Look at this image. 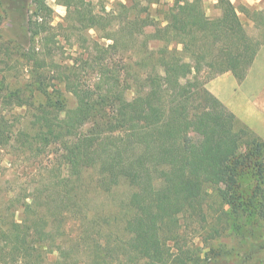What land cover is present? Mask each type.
<instances>
[{"label":"trees","instance_id":"obj_1","mask_svg":"<svg viewBox=\"0 0 264 264\" xmlns=\"http://www.w3.org/2000/svg\"><path fill=\"white\" fill-rule=\"evenodd\" d=\"M218 1L216 18L207 16L202 0L173 8L167 26L156 30L164 46L154 51L143 42L147 58L130 70L121 58L125 49L110 33L102 36L113 42L107 48L92 43V61L63 68L53 62L55 76L43 74L41 53L33 50L39 101L32 133L19 132L17 141L28 148L37 144L39 152L60 148L74 170L69 176L54 170L48 185L10 200L0 215V264H79L71 258L84 249L93 253L92 264H203L184 235L183 220L204 243L229 235L231 226L241 229L244 220L264 223V138L206 87L227 72L239 82L246 78L264 45V17L260 37L251 36L235 5ZM37 4L26 31L32 37L51 29L45 26L50 9L44 0ZM90 6L70 9L77 29H109L110 15ZM125 23L116 34L128 29L133 39L152 25L139 16ZM49 38V32L40 38L47 56L53 55ZM84 67L96 72L95 79H83ZM128 73L134 86L126 83ZM63 86L76 99L72 109ZM132 87L135 96L128 99ZM122 185L130 194L117 217L86 207L90 191L113 194ZM15 204L24 211L21 221L15 220ZM71 221L78 233L69 240Z\"/></svg>","mask_w":264,"mask_h":264},{"label":"rangeland","instance_id":"obj_2","mask_svg":"<svg viewBox=\"0 0 264 264\" xmlns=\"http://www.w3.org/2000/svg\"><path fill=\"white\" fill-rule=\"evenodd\" d=\"M185 1L192 0H44L45 5L50 9L45 26L51 29L41 36L32 37L31 33L26 35V31L29 27L28 23L35 20L33 16L38 9L37 0H0V215L6 214L7 204L16 196L28 197L48 185L50 180L53 181L54 170L59 174L61 172L63 176L71 175L74 170L72 159L60 148L46 146L39 152L37 144L28 148L17 141L19 132L32 133L35 120L34 108L39 101L33 81L34 72H32L34 55L30 57L33 50L37 52L39 50L41 53L39 58L44 63L40 70L43 74L55 76L58 68L53 62L63 68L67 65L72 66L77 63L80 65L81 62L92 61L97 54L92 43L97 42L101 47L107 48L113 42L102 36L110 33L125 49L126 52L121 58L130 70V67L136 68L140 60L147 58L143 42L148 41L150 50L154 51L164 46L156 30L165 28L171 10ZM232 1L239 10V16L249 34L260 37L263 11L258 9L260 13L254 14L253 8L246 6V0ZM255 1L250 0V2ZM87 3L95 13L110 15L109 24L110 22L112 24L109 29L104 31L89 29L86 32L77 29L76 16L70 15L69 11L75 9L76 5L82 8ZM202 3L208 17L216 18L221 15L218 0H202ZM259 3H264V0H258ZM243 8L250 14L243 11ZM138 16L148 20L152 25L146 27L144 33L137 39L131 38L128 29L116 34L120 25L121 28L125 27L126 20ZM48 32L52 34V38H49V46L53 50L51 56L44 54L42 50L43 45L46 47V44L40 40ZM174 46L175 44L172 45ZM114 62L117 64V59ZM152 63L153 61L149 62L142 72H147ZM62 71L64 70L61 69L60 72ZM130 73L124 78L127 79V84L134 86L130 81L132 79ZM81 76L89 82L90 79H95L96 72L91 67H84ZM48 84L49 90H52L50 85L53 81ZM63 90L65 91L64 86ZM65 96L68 108H74L75 97L68 91H65ZM134 96L135 90L132 87L126 92V97L132 99ZM21 102L24 103L23 106L20 105ZM129 190L127 185H122L115 189L113 194H107L96 188L89 192L86 207L92 213L98 212L102 217L104 215L113 219L119 213V205L129 197ZM15 206L13 209L15 220L21 221L24 211L18 208L17 204ZM182 224L186 239L198 248L203 264H264L263 222L244 220L241 229L231 226L229 235L210 243H204L201 236L194 234L187 221L183 220ZM231 224L235 226V223ZM66 228L68 239H75L78 233L75 222H69ZM92 256L94 255L90 249H84L73 253L71 261L92 264ZM49 259L54 262L57 257L53 255ZM138 264L145 263L141 261Z\"/></svg>","mask_w":264,"mask_h":264},{"label":"crops","instance_id":"obj_3","mask_svg":"<svg viewBox=\"0 0 264 264\" xmlns=\"http://www.w3.org/2000/svg\"><path fill=\"white\" fill-rule=\"evenodd\" d=\"M246 1L254 12L258 13V9L264 12V3ZM231 3L235 5L232 0ZM206 87L239 121L264 138V45L243 81L227 72L209 81Z\"/></svg>","mask_w":264,"mask_h":264}]
</instances>
